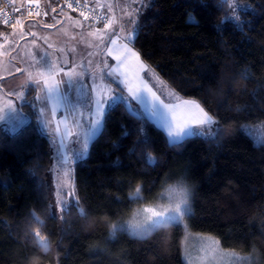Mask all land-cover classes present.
I'll use <instances>...</instances> for the list:
<instances>
[{
	"label": "trees",
	"instance_id": "1",
	"mask_svg": "<svg viewBox=\"0 0 264 264\" xmlns=\"http://www.w3.org/2000/svg\"><path fill=\"white\" fill-rule=\"evenodd\" d=\"M150 1L134 48L176 93L202 103L220 130L174 144L118 103L76 163L79 204L57 213L52 144L36 112L21 106L29 121L16 132L0 127V264H185L182 222L145 237L112 232L181 182L193 192L190 230L264 264V144L243 129L264 122V0H236L235 12L224 0Z\"/></svg>",
	"mask_w": 264,
	"mask_h": 264
},
{
	"label": "rangeland",
	"instance_id": "2",
	"mask_svg": "<svg viewBox=\"0 0 264 264\" xmlns=\"http://www.w3.org/2000/svg\"><path fill=\"white\" fill-rule=\"evenodd\" d=\"M119 3L120 16L113 18L112 23L102 26L85 21L83 16L71 9L59 7V11L51 9L48 17L25 19L31 27L22 25L0 30V116H4L0 120V127L8 126L11 132H16L26 124L29 116L21 111V106L31 107L36 112L40 128L49 137L53 148L54 163L49 179L53 190L54 211L57 213L61 212L56 205L58 199L69 201V205L80 202L76 188V163L88 156L92 141L102 131L101 128L96 135H89L93 119H100L98 115H94L96 106L93 101L99 99L102 93L109 94L108 85L112 89H123L124 96L127 97L128 86L143 89L146 84L160 100L174 105L173 109L167 110L159 101H155L157 108L169 113L170 120L172 113L177 120L198 114V109L191 103L195 101L213 117L214 135L220 130L217 119L202 103L176 93L143 60L132 44L134 40L125 39L131 35L133 28L129 19L137 20L140 24L141 12L151 6L152 2L120 0ZM141 3L144 4L143 8ZM138 10L140 15L136 16ZM111 40L116 42L111 43ZM126 43L127 49L124 48ZM109 48L112 49L111 55L107 51ZM133 52L139 54V59L132 55ZM117 55L121 57L122 64L114 59ZM110 71L119 81L127 80V83H118L113 76H108ZM69 72L72 73L73 83L62 85L58 94L45 88V81L49 85L56 80L67 81L65 73ZM34 80H39V85ZM20 92L25 93V99L21 100L16 95ZM142 94L150 106L153 103L151 93L143 91ZM9 101L15 111H9ZM127 106L136 114L147 116L143 106L130 98ZM160 127L167 133V126ZM243 129L254 138L256 144H264L263 121L247 122ZM73 189L75 197L66 195ZM181 197H186L189 202L187 214L176 220L185 224L186 235L182 249L185 264H256L251 254L224 248L221 241L212 234L189 229L186 216L193 209V192L192 187L183 182L170 184L163 189L157 202L136 207L129 217L114 225L112 232L127 229L135 237H145L161 225L176 222L153 217L156 221L153 225L147 219L152 213L146 210L159 211ZM43 242L46 244V241Z\"/></svg>",
	"mask_w": 264,
	"mask_h": 264
},
{
	"label": "snow or ice",
	"instance_id": "3",
	"mask_svg": "<svg viewBox=\"0 0 264 264\" xmlns=\"http://www.w3.org/2000/svg\"><path fill=\"white\" fill-rule=\"evenodd\" d=\"M224 3H227L233 11H236V0H224ZM69 7H72L71 4H69ZM144 7V4L141 3V8ZM55 11V8L52 9ZM83 15V13H81ZM140 15V11L138 10L136 12V16ZM189 19L192 20L194 23H198L196 21L195 16L192 14H189ZM233 19H236L239 22L238 16H234ZM129 23L133 24L132 32L129 37H126V40H134L136 32L142 27V25L139 24L137 20L129 19ZM7 23V21H5ZM19 23V21H17ZM48 27H51L52 25H46ZM115 40H111V43H115ZM35 43V42H33ZM51 47V45L49 46ZM124 48H128V44L126 43L124 45ZM108 54H112V49H108ZM132 55L136 56L137 59H139V54L133 52ZM114 59L119 61L121 64L123 61L121 60V57L119 55L115 56ZM106 67H111L106 65ZM114 71H118V69H114ZM66 76H68V80L65 81L63 79L56 80L53 84L49 85L47 81L44 82L45 88H47L50 92H56L57 94L61 90V86L65 83L71 85L73 83V76L72 73H65ZM108 76H113V72L110 71L107 73ZM113 79H116L118 83H127V80L119 81L117 77L113 76ZM35 84L39 85V80L33 81ZM109 88V94L104 95L101 94L99 99H95L93 103L96 106V112L94 115H98L100 119H93L91 123V132L89 135H96L99 130L103 127L106 116L111 114L112 108L117 105L118 103H128V99L130 98L131 101H135L137 104L143 106V110L145 114H147L148 118L151 119L153 122H155L158 126H167V134L170 138L171 143L174 144H180L183 140L186 138L199 134L201 136L203 135H213L214 131L213 125L215 124V121L213 117H211L206 111H204L203 108L200 107L198 103L195 101L191 102L195 109H198V114L193 115L189 118H182L180 120L176 119V116L174 113H172L171 120L169 119V113L162 112L159 108H157L155 101H159L160 104L164 109L171 110L173 109L174 105L171 103H164L163 100H160V98L156 95L155 92L151 90V88H148L145 84L144 88L141 89L139 87H133L128 86L127 92L128 96H124L123 89L115 88L112 89L111 85H108ZM143 91H147L151 93V96L153 98V103L149 106L146 102ZM21 100L25 99V93L20 92L16 94ZM188 103V102H185ZM9 111H15V109L12 107L11 101H9ZM129 111H133L131 108H129ZM4 116H0V120H3ZM174 123V126H173ZM124 135H128V132L125 131L123 133ZM136 134L140 137L144 136V128L142 126L138 127L136 129ZM78 142V141H77ZM147 159L151 162L152 158L147 157ZM141 191L140 188L136 189L137 194ZM66 195H70L72 197H75V191L74 189L71 190ZM188 199L186 197H181L179 200H177L173 204H169L165 207H162L159 211L148 209L146 211H151V216H149L147 219L149 222H151L153 225H155L156 221L153 220V217H156L158 219L167 220L169 222L176 221L180 218H183L187 214L188 210ZM56 205L59 206L61 213L67 210L69 206V201L67 200H57ZM83 211V210H81ZM38 235V234H37Z\"/></svg>",
	"mask_w": 264,
	"mask_h": 264
},
{
	"label": "built area",
	"instance_id": "4",
	"mask_svg": "<svg viewBox=\"0 0 264 264\" xmlns=\"http://www.w3.org/2000/svg\"><path fill=\"white\" fill-rule=\"evenodd\" d=\"M63 6L68 10H72L83 16L87 22L97 25H105L110 23V17L106 10L95 4H91L86 0H62ZM69 4L72 7H69ZM43 7L41 0H34L27 3L24 9L19 8L15 4V0H0V23L14 24L25 19H36L43 15Z\"/></svg>",
	"mask_w": 264,
	"mask_h": 264
},
{
	"label": "crops",
	"instance_id": "5",
	"mask_svg": "<svg viewBox=\"0 0 264 264\" xmlns=\"http://www.w3.org/2000/svg\"><path fill=\"white\" fill-rule=\"evenodd\" d=\"M31 1H34V0H15V4L17 7L24 9V6ZM41 1H42V7L44 10L42 17H48L50 15L51 9H53V8H55V11H56V9L59 11V9L64 8L63 6H61V0H41ZM87 1L91 4H95L96 6H100L104 10H106L107 14L110 17V23L113 22V18L117 19V17L120 16V15H118V14H120V13H118V11L121 9V7H120L121 3H119L120 0H110V1L109 0H87ZM59 7H61V8H59ZM147 8L148 7H146V9ZM142 13H144V12H141V15H142ZM64 17H65V19H67L66 16H64ZM140 18H141V16H140ZM83 19H85V18L83 17ZM26 20H29V19H26ZM85 21H87V20L85 19ZM110 23H108V24H110ZM22 25H25L26 27L30 26V25H28V21L25 22V20H22L21 22H19V23L16 22L14 24H3L2 23V24H0V30L2 31L5 29H10V28L14 29V27H18V26H22Z\"/></svg>",
	"mask_w": 264,
	"mask_h": 264
}]
</instances>
